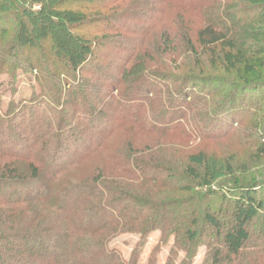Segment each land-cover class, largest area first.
Wrapping results in <instances>:
<instances>
[{"label": "trees", "instance_id": "16d2710c", "mask_svg": "<svg viewBox=\"0 0 264 264\" xmlns=\"http://www.w3.org/2000/svg\"><path fill=\"white\" fill-rule=\"evenodd\" d=\"M132 1L138 0H10L8 5L9 9H13L10 12L28 14L39 21L36 27H31L23 19L17 18L18 29L11 53L34 51L39 52V56L48 53V57L55 60L57 66L60 65V71L64 72L62 80L56 82L62 85V89L57 90L52 86L55 83L50 87L47 80L42 78L28 102H20L17 108L9 104L6 112H2L0 105V157L4 156L10 161L26 165L30 173L25 179L11 164L0 170V207H14L32 202L51 203L67 220L68 231H63L60 247L49 246L43 238L33 233L8 234L0 240V247L1 244L14 242L27 244L34 249L36 246L47 249L51 256L37 264H83L82 256H86L87 262L84 264H88L94 254L103 255L96 264H138L136 255L148 237L160 228L166 231L170 226L167 223L168 215L163 211H168L172 204L149 206L141 200L120 194L117 189L106 188L101 183L102 178L95 179L91 186H59L60 176L73 171L91 155L106 152L105 143L115 132L134 131L145 136L184 133L191 139L218 141L234 136L240 130L234 114V110L240 107L245 121L255 123V127H258L253 133L258 140L250 145V155L264 160V142H260V137H264V130L261 128L264 106L259 103V98L258 102L245 104L247 94H255L264 89V45L256 41L258 34L249 32L250 27L261 22L259 16H251L264 9V0H207L204 10L210 11L213 18L219 17L223 28L210 21L200 28L195 37L189 34L187 28H183L180 36L177 35L179 38L175 36L174 41L169 42L166 37L162 39L159 47H180L191 58L196 59V65L191 64L187 68L190 74L170 77L169 74L144 70L135 76L120 78L118 82H114L109 94L100 90L93 93L90 88L82 87L83 76L93 73V78L97 79L98 76L104 84L113 80L106 71L94 72L91 66L99 50L105 49L116 37L121 38L119 34L123 29L118 24L132 22L150 14L155 15V12L147 10L141 13L143 10L139 6L132 9ZM164 1L168 4H163L162 1L154 4L162 5L166 12L173 10V7L192 16L201 15L203 12L198 4L193 7L189 0ZM235 1L242 4L239 11L229 8ZM177 2L182 4L178 5ZM33 5H40V8L33 11ZM163 10L153 11L160 13ZM152 19V16L150 19L146 18L145 23L142 22L136 28H146L147 24V29H151ZM162 28L164 29V25ZM81 31L92 36L100 35L101 38L87 42L74 34ZM0 33L1 37L5 36L4 31ZM146 33L148 35L149 31ZM111 36L115 37L109 38ZM69 40L74 41L76 49L69 46ZM128 44L124 43L119 51L126 53ZM198 51L206 53L204 61L197 55ZM57 55L60 59L56 58ZM49 75L53 77V74ZM35 77L38 78L37 73ZM218 82L222 84L218 93L223 94V97L216 104L210 101L211 93L192 97L196 89H206ZM110 83L113 84L112 81ZM225 85H229L231 89L225 91ZM200 104H203L201 109L210 104L214 108L207 114L206 119H197L200 115L197 112ZM256 106L258 107L253 110L252 107ZM39 108L44 109L40 112L41 115H46L42 123L35 118L39 116ZM29 110L32 113L29 130L23 126L19 128L25 124L26 112ZM186 115H190L189 118ZM75 119L78 121L77 125L73 123ZM95 133L100 136L96 143L87 147L85 135L94 136ZM82 148L83 152L76 160L69 164L64 162L71 149L78 152ZM46 160H50V165ZM188 164L201 167L203 156L199 154L189 157ZM114 165L120 166L123 174L140 184H154L155 177L163 173L161 165L152 166L140 159L130 160L128 164L117 161ZM206 186L210 189L211 184ZM261 190L259 186L235 188V193L238 192L239 196L233 198L234 211L229 215V220H219L222 214L227 217L222 206L217 210L216 216L212 213L203 216V221L215 233L214 247L207 252L203 264H264V232H259L260 238L263 235V240L260 241L251 230L257 226L258 220L264 229V201L260 198ZM209 191L207 196L216 194ZM225 191H218V194H223L222 204L231 200L232 197L229 196L234 193L232 190ZM80 195L88 197L87 202L91 206L87 211L88 216H84L81 223L76 221L75 212L76 200ZM173 206L172 209L175 210ZM133 207L136 208L135 212L131 211ZM148 211H152L154 216L138 232L135 258L131 257L128 261L119 251L110 249L107 242L98 240L99 242L80 244L71 241V233L78 229L84 228L83 230L93 235L108 230L117 232V228L132 220L131 217L140 220ZM192 225H198V220H193L191 227ZM6 227L12 228L9 224L0 226L1 229ZM163 234L161 232V238L156 247H153L146 264H157L155 254L164 240ZM199 237L197 229H185L183 241L177 239L174 242L175 251L169 253L165 264H175L178 255L176 253L180 250L184 253L180 264H193ZM0 264L26 263L2 254L0 248Z\"/></svg>", "mask_w": 264, "mask_h": 264}, {"label": "rangeland", "instance_id": "374dc122", "mask_svg": "<svg viewBox=\"0 0 264 264\" xmlns=\"http://www.w3.org/2000/svg\"><path fill=\"white\" fill-rule=\"evenodd\" d=\"M156 1H162L163 4H168L164 0H146V3L144 0L132 1L130 4L132 9L135 6H139L143 10L140 11L141 13L147 10L155 12L153 13L155 15L150 14L147 17L142 16L140 19L132 22L118 24V27L123 29L122 33L119 34L121 38L117 39L118 37H116L109 42L105 49H101L96 53L95 62L92 64L91 69L94 72L98 70L101 73L106 71L107 75L113 79L111 80L113 84L111 85V81H109V84H104V82L99 80L98 76L96 79L93 78V73H87L88 76H83L84 81L81 83L82 87L90 88V90H93V93L99 92L100 90L102 93L105 91V94H109L114 82H118L120 78L127 79L132 75L135 76L144 70L169 74L170 77H175L179 74H190L187 68L191 64L193 66L196 65V59L194 57L191 58L190 54L180 47H159L162 39L166 37L167 41H174L173 39L177 35L180 36V30L183 28H187L189 34L195 37L200 28L210 21L220 28H223L224 25L220 23L219 17L213 18L210 11L204 10L207 0H189V3L193 4V7L198 4L200 9L203 10L201 15L193 16L181 12L177 7H173V10H167L166 12L163 10L162 5L154 4ZM177 3L178 5L182 4ZM0 4V31L5 32L4 37L0 35V105L2 112H6L9 104H13L17 108L20 106V102H28L32 93L38 89L39 79L44 78L47 80V85H50V87L52 83H55L52 86L57 90L62 89V85L56 82L62 80L64 72L60 71V65L57 66L54 62L55 60L48 57V53H42L44 56L42 54L39 56L40 53L34 51L11 53L14 46L13 40L18 29L17 18L23 19L31 27H36L39 21L32 16H28V14L24 15L21 12H10V10L13 11V9L8 8L10 0H2ZM241 7L242 4L235 1L229 8L234 9L232 11H239ZM39 8L40 5H33L32 10L37 11ZM153 10H163V12L157 13ZM150 16L153 17L151 20L153 22H151V29H147V24L146 28H136L146 18L150 19ZM256 16L261 18V22L252 26V28L250 27L249 32L254 31L258 34L259 37L256 41L260 45H264V9H261L257 15H253L251 18H256ZM163 25L164 29L162 28ZM241 26L243 25H239V27ZM146 31H149L148 35H146ZM74 34L79 35L87 42L96 41L101 38L100 35L92 36L90 33L83 31ZM114 37L111 36L109 38ZM126 42L129 43L126 46L128 51L121 53L119 49ZM68 44L71 48H77L73 40H69ZM197 55H200L201 61H204L206 58V53H200L198 51ZM56 58L60 59V56L57 55ZM35 73H37L38 78L35 77ZM49 73L53 74V77ZM222 76H224L223 78H227L226 75ZM173 82H175V79ZM221 86L222 84L218 82L208 86L206 89L198 88L194 91L192 97H197L201 93L204 96L211 93L210 101L216 104L223 97V94L220 95L218 93ZM230 89L231 87L229 85H225V91ZM259 91L255 94H247L245 104L258 102L259 98L261 101L259 103L264 106V89ZM154 94L156 95V93ZM201 99H204V97ZM202 105L200 104L197 109V112L200 114L197 116V119H206L207 114L214 109L211 107V104L203 106V109H201ZM257 107H252V109L254 110ZM69 109L73 110L72 107H69ZM37 111L39 112V116L35 118L37 120L39 119V122L45 121L46 115H41L40 113L44 109L39 108ZM234 112L237 117L236 123L240 124V130L234 136L218 141L191 139L184 133L145 136L141 133L137 134L134 131L115 132L105 143L106 152L91 155L90 158L78 164L73 171H69L67 174L60 176L59 180L61 181L59 186H91L95 179L102 178L101 183L106 188L112 190L117 189L120 194L129 196V198L131 197L137 201L141 200L149 206L161 204L174 205L173 208L175 210L171 206L167 209L168 211H163L168 215L167 223H170V226L167 227L168 229L163 231L160 228L161 231L153 232L148 237L146 243L139 249L136 260L138 264L147 263L153 247H156L161 238L160 234L162 232L164 233V240L161 246H159L155 258L157 264H165L169 253L175 251L174 242L177 239H182L183 241L185 229H197L200 237L193 264H203L208 255L207 252L214 247L215 236L213 229L203 221V216L208 213L215 214L216 216L217 210L222 206L227 217L225 218L222 214L219 216V220L222 218V221L229 220V215L234 211L232 205L233 198L235 199L239 196L238 192L235 193V188L259 186L262 189L260 191V198L264 201V160H258L250 155V145L258 140V137L256 138L253 135L258 127H255V123L251 124L250 121H245L242 117L243 111L240 107L236 108ZM26 113L25 124L19 128L23 126V128L29 130L32 113L30 110ZM248 113L250 114L251 112ZM188 116L190 115H186V118H189ZM77 122L76 119L73 120V123L76 125ZM261 128L264 130V121L261 122ZM85 136L84 140L88 147L96 143L100 135L95 133L94 136ZM260 138V142H264V137ZM83 149L78 152L75 149H71L70 155L65 158L64 162L69 164L76 160L81 156ZM199 154L203 156L202 166H190L188 164L189 157ZM33 156L35 155L33 154ZM135 159L150 163L152 166L161 165L163 173L155 177L156 182L154 184L152 182L140 184L135 179L123 174L120 171V166L114 165L117 161L128 164L130 160ZM46 162L50 165V160H46ZM8 164L13 165V169L15 171L17 170L23 178L26 179L29 177L30 173L26 165L10 161L4 156L0 157V170ZM208 183L211 184L210 189L206 186ZM222 189L226 191L232 190L234 192L229 196L232 199L225 201L224 204L221 201L223 194H218V191ZM209 190H212L216 194L207 196L210 192ZM88 199V197L80 195L76 200V221L79 223L82 222L81 219L85 218L84 216H88L87 211L91 207L87 202ZM9 207H0V226L3 227L7 224L12 226V228H0V240H3L4 235L8 234L33 233L43 238L45 242L49 243V246H61V242L63 241L61 235H63V231H68L67 220L56 211L51 203L32 202L25 205L18 204L17 206ZM135 210L136 208L134 207L131 209L134 212ZM153 214L152 211H148L143 214L140 220L131 217L132 220L127 225L117 228L116 231L118 233L114 232V230H108L100 234L98 233V235H93L91 232L83 230L84 228L73 231V233L70 230L71 241L80 244L85 242H99L98 240L107 242L110 249L119 251L123 258L128 261L131 257L135 258L134 250L138 242V232L147 226L150 217L154 216ZM196 219L198 220V225H192L191 227L192 221ZM259 223L261 224V221L259 222L258 220L257 226L251 228V230L254 236H257L262 241L263 235L260 238L259 232L263 233L264 229ZM0 248L2 254L15 257L16 260L23 261L26 264H37L46 257L51 256L47 249H42L38 246L34 249L27 246V244L23 245L21 243L8 242L1 244ZM253 248L255 247L253 246ZM176 254L178 255L175 264H180L184 253L180 250ZM93 256L88 261V264H96V261L98 259L101 260L103 255L96 256L94 254ZM86 259V256L81 257L83 264L87 262Z\"/></svg>", "mask_w": 264, "mask_h": 264}]
</instances>
